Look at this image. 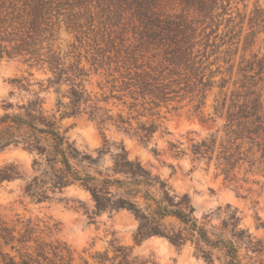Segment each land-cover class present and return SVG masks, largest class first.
I'll return each instance as SVG.
<instances>
[{
  "label": "clouds",
  "instance_id": "obj_1",
  "mask_svg": "<svg viewBox=\"0 0 264 264\" xmlns=\"http://www.w3.org/2000/svg\"><path fill=\"white\" fill-rule=\"evenodd\" d=\"M0 264H264V0H0Z\"/></svg>",
  "mask_w": 264,
  "mask_h": 264
},
{
  "label": "trees",
  "instance_id": "obj_2",
  "mask_svg": "<svg viewBox=\"0 0 264 264\" xmlns=\"http://www.w3.org/2000/svg\"><path fill=\"white\" fill-rule=\"evenodd\" d=\"M174 39V38H173ZM178 50V49H177ZM174 55H175V53H174Z\"/></svg>",
  "mask_w": 264,
  "mask_h": 264
}]
</instances>
